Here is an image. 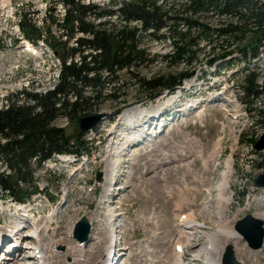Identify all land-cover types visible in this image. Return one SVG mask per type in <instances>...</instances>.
Returning a JSON list of instances; mask_svg holds the SVG:
<instances>
[{
    "label": "rangeland",
    "instance_id": "rangeland-1",
    "mask_svg": "<svg viewBox=\"0 0 264 264\" xmlns=\"http://www.w3.org/2000/svg\"><path fill=\"white\" fill-rule=\"evenodd\" d=\"M79 2L96 5L97 8H108L110 5V0ZM16 9L31 16V22L36 26L49 25L55 36H58V31L51 21L53 18L59 19L63 10L57 0H0V106L5 96L12 98L22 88L44 91L56 81L58 62L41 42L27 47H23L24 41L13 43L19 34L14 15ZM89 12L95 14L99 9L86 11V16H89ZM109 20L116 22L115 17ZM78 34L68 40V46L73 44ZM139 39L141 46L156 57L152 63L144 62L137 66L133 71L135 74L149 77L188 68L183 65L168 68L160 60L158 56L168 50L166 41L150 39L146 35H141ZM201 46L205 51L209 49L207 44ZM261 50L259 59L249 64L234 54L217 60L210 68L205 64L197 68L194 76L186 81L187 85L184 84V92L188 94L174 106L173 110L179 108L181 111L174 113L176 117L173 120L168 119L169 123L162 132L160 123L154 129L151 120L149 123L153 127L147 130L141 127L142 132L137 128L135 132L134 124L140 122V116L134 115V112L123 118L122 114L124 109L138 106L144 112L154 109L156 116L167 117L163 109L155 108L162 101L170 100L171 95L167 93L142 104H131L116 115L115 111L121 105L143 96L142 89L133 86L123 71L116 73L123 81L120 80L122 84L114 91L117 96L115 101L98 98L91 103L93 112L90 114L103 116L93 127L81 132L84 134L81 140L87 141V157L75 160L69 156L61 161L49 160L33 168L32 181L20 182L22 190L29 191L36 187L44 192L29 200L27 219L12 214L11 203L0 193L1 233L5 232L7 224L10 233L13 227L21 223L19 236H23L20 245L12 249V255L4 254V259L0 258L6 260L0 261V264H37V260L27 257L33 243L31 234L36 228L42 232H39L41 243L45 244L49 252L47 255L50 256L52 251L59 253L57 258L53 257L59 264H98L101 250L111 244L112 239L117 241L115 249L120 253L114 254L115 260L120 256L116 264H173L172 244L176 242L179 232H176L178 215L189 212L205 225L194 232L184 229L182 264H202V253L208 245L204 236L225 222L234 229L237 220L250 214L260 220L264 228V187H258L253 182L259 173H264V148L256 150L252 145L263 134L264 121L249 118L245 110L246 98L241 93L242 73L246 69L256 68L260 76H264V44ZM113 76L106 75L104 79L110 80ZM189 85H193L191 90H188ZM170 94L179 95L178 91ZM187 102H192L190 104L195 108L186 109ZM182 109H186L185 114ZM74 121L72 118L58 117L53 123L71 135L76 129ZM219 141V149H214L213 144ZM227 162L231 165L230 169L225 165ZM225 172H229L230 186L224 191V196L229 198V208L226 216L219 221L210 216L215 215L219 206L216 203L218 186L223 182L222 173ZM97 174L99 178H96ZM107 181L114 182L111 189L105 188ZM109 213L115 220L111 218L108 221ZM80 217H84L88 223L89 239L85 243L71 236L73 226ZM208 219H213L216 224ZM27 221L34 223L29 225ZM237 234L238 238L224 244L222 253L231 245L233 256L240 264H264V236L261 246L252 249L241 233ZM6 241L0 244V257L9 247ZM77 244L80 245L79 250L75 248ZM112 255L110 258H113ZM190 256L197 260L190 262Z\"/></svg>",
    "mask_w": 264,
    "mask_h": 264
},
{
    "label": "trees",
    "instance_id": "trees-1",
    "mask_svg": "<svg viewBox=\"0 0 264 264\" xmlns=\"http://www.w3.org/2000/svg\"><path fill=\"white\" fill-rule=\"evenodd\" d=\"M57 1L64 7L62 18L51 21L58 36L49 26L38 27L25 12L15 10L19 36L43 42L59 61L51 88H22L12 98L5 96L0 106V192L18 201L39 191L36 187L24 191L20 185L32 181L34 167L55 153L85 152L77 128L67 136L52 123L59 116L76 119L91 113V103L98 98L115 101L114 91L122 84L119 71L142 89L143 96L134 101L140 102L174 90L202 64L211 67L234 54L246 64L258 60L264 44V0H110L108 8L92 5L82 11L77 9L79 0ZM94 9L99 12L86 16ZM76 33L80 35L68 46ZM141 35L167 42L168 50L158 57L168 68H188L149 77L135 74L137 66L156 57L141 46ZM202 43L208 45L207 51ZM242 74L241 93L249 115L264 121V76L256 68ZM106 75L114 76L107 80Z\"/></svg>",
    "mask_w": 264,
    "mask_h": 264
},
{
    "label": "bare ground",
    "instance_id": "bare-ground-1",
    "mask_svg": "<svg viewBox=\"0 0 264 264\" xmlns=\"http://www.w3.org/2000/svg\"><path fill=\"white\" fill-rule=\"evenodd\" d=\"M171 97L172 98H170V100H167L166 102H163V101L161 102L160 101L161 102V105H158L155 108V109H163L165 111V113L167 114V117L164 115L166 118H164V116H162V117H160L159 115L156 116L154 109L152 111H146V112H144V110L140 109L138 106H134V107H132V108H130L128 110L125 109L126 111L124 110V114H122V117H125L129 113H132L133 114L134 112H135L134 115L140 116L139 117V121L140 122H137V124H134V131L135 132H136L137 128L141 129L140 131L142 132L143 129L141 127H146L145 129L147 130V127L148 126H151L150 123H149L150 120L152 121V123L153 122H156V127L160 123L159 129L162 132L163 131V128L166 127L167 124L169 123L168 122L169 121L168 119L171 118L173 120L174 117H176V114H174V113L181 111V109H179V108L178 109H175V110H173V109H174V106L178 105L179 102L184 99V97L181 96L180 98H178L179 96L176 97V96H172V95H171ZM193 102L195 104L196 101L194 100ZM191 108H195V105L190 104L186 109L190 110ZM151 116H153V117H151ZM172 120H170V121H172ZM131 127H133V124H131ZM156 127H154V129ZM220 145H221V142L220 141L219 142H216L215 144H213V146H214L213 148L214 149H216V148L219 149ZM181 154L184 155V156H187L188 155L186 153H181ZM188 156H190V155H188ZM194 157L196 158V156H194ZM197 158L198 159H203V158H199V157H197ZM205 164L207 165V163H205ZM225 165H226V167L228 169L231 168V165H230L229 162H227ZM206 169H208V168H206ZM228 173L229 172L222 173L223 174V182L218 186L219 187V193L217 194V199H216V201H217L216 203H218L219 206L216 207L217 210H216L215 215L213 214L214 216H210L213 219H217L218 218L219 221L221 220V218H223V216H226L225 215V212L229 208V198L227 197L228 198L227 199L224 196L225 195L224 194L225 188H227V187L230 186L229 185V182H228V179H229V177L227 175ZM112 182L113 181H107V182H105V185H104L105 188L111 189V187L114 184V182L113 183ZM110 192L111 191H109V193ZM187 192H189V191L187 190ZM191 192H192V190H191ZM198 192L199 191L197 190L196 194H198ZM107 201H105V202H107ZM111 218H113V216H112V214L109 213L108 214V221ZM178 219H179V223H177V228H178L179 232H177V235L178 236H176V242L174 243V245H175V247L176 246H181V250L180 251H176V250L172 251L173 252V254H172V262H173V264H182L181 260H184V254L181 255V253L185 250V243L182 241L183 238H184L183 237L184 236V233H183L184 229H189L191 232H194V230H198L201 225H205V223L198 222L196 220L195 216H193V214L191 212L186 213V214H180V215H178ZM213 219L212 220L210 219V221H213ZM113 220H115V218H113L112 221ZM208 221H209V219H208ZM214 223L216 224V222H214ZM215 226H217V225H215ZM21 227L22 226H21V223H20V224H17L15 227H13L10 230V233L7 230H5V232L3 231V233H1V231H0L1 241H3L5 238H7L6 236H9V237H10V235H12L14 237L15 236H19V234H20L19 233V230H20ZM37 227H39V226H37ZM58 230H59V227L56 229L55 232L57 233ZM80 230L81 229H79V232H80ZM39 232H40V230H39ZM39 232H38V229L36 228L35 231H34V233L31 234L33 236V243H32V247L30 249L31 252H30L29 255H27V257L37 260V264H59L56 261L57 259H53V257H56L57 258L59 256V253L52 251L51 252V255L52 256L51 255L50 256L47 255L49 252L47 251V249L45 247V244L44 243H41V241H42L41 238L42 237H41L40 233H42V232H40V233ZM43 233H44V231H43ZM237 236H238V234L235 232V230L233 229V227L232 226H229V224L226 223V222L223 223V224H221L220 226L216 227L215 230H213L211 233L206 234V236H204V240H208V245L205 247V249H204V251L202 253V255H204L203 256L204 257L203 258L204 260L202 261V264H221V261H222V251H223L222 249H223L224 244L227 241H229V240L238 238ZM1 241H0V244H2ZM112 243H113V246H112ZM116 243H117V241L116 240L113 241V239H112L111 244H107L108 246H105V248L103 250H101L102 253L100 255V258H99L100 261H98V264H104L105 262H106V264H116L117 263V260L120 258V256L116 260H115L114 257H115V255L120 254V253L118 252V250L116 252V249H115V247L117 246ZM14 244H16V241L13 243V247H16L17 244L16 245H14ZM77 245L75 246V248H78L77 250H79V246L80 245H78V246ZM111 252L113 254L112 255L113 258H110ZM10 258H12V256H10ZM3 259H4V257H3ZM3 259H1L0 261H6V260H3ZM190 259H191L190 262H192L194 260H197V258H194L193 256H190ZM190 262H188V263H190Z\"/></svg>",
    "mask_w": 264,
    "mask_h": 264
},
{
    "label": "water",
    "instance_id": "water-1",
    "mask_svg": "<svg viewBox=\"0 0 264 264\" xmlns=\"http://www.w3.org/2000/svg\"><path fill=\"white\" fill-rule=\"evenodd\" d=\"M88 4L80 3L79 10L88 8ZM101 114H94L91 116H84L78 119V128L80 131L86 130L93 126L95 122L99 119ZM256 150H261L264 148V132L259 138V140L254 145ZM254 182L260 186H264V175L260 174L255 179ZM261 221L251 217L247 214L242 220H240L235 228L238 232L243 235V238L247 241L248 245L253 248H259L262 244V238L264 236V228L261 227ZM79 229L80 232H79ZM88 233V223L85 218L81 217L75 224L74 235L77 240L85 241ZM223 264H240L233 256L231 246H228L223 255Z\"/></svg>",
    "mask_w": 264,
    "mask_h": 264
}]
</instances>
